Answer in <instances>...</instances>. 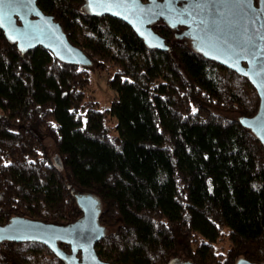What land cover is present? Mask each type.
I'll use <instances>...</instances> for the list:
<instances>
[{
	"label": "trees",
	"instance_id": "16d2710c",
	"mask_svg": "<svg viewBox=\"0 0 264 264\" xmlns=\"http://www.w3.org/2000/svg\"><path fill=\"white\" fill-rule=\"evenodd\" d=\"M36 3L98 70L116 66L107 83L116 99L100 110L85 98L84 66L20 49L0 26V224L73 222L74 188L101 199L104 227L118 223L96 243L112 264H177L180 249L193 264L264 263V146L240 121L259 105L249 81L196 51L181 27L152 25L161 51L84 0ZM0 264L64 262L43 244L0 241Z\"/></svg>",
	"mask_w": 264,
	"mask_h": 264
},
{
	"label": "water",
	"instance_id": "95a60500",
	"mask_svg": "<svg viewBox=\"0 0 264 264\" xmlns=\"http://www.w3.org/2000/svg\"><path fill=\"white\" fill-rule=\"evenodd\" d=\"M84 1L91 15L123 21L150 49H165V41L153 30V24L164 21L172 29L181 27L196 51L246 78L257 92L259 105L253 117L244 116L240 121L264 146V0H249V3L244 0ZM36 2L0 0V26L6 37L20 49L39 46L63 63L88 65L90 59L81 48L70 43L61 24ZM53 163L63 169L59 156L54 155ZM80 198L82 207H77L82 215L73 222L60 225L13 217L0 224V241L43 244L64 264H112L96 252V243L106 234L98 219L101 209L89 196ZM60 244H66L69 252L60 250ZM234 264L264 263L239 258Z\"/></svg>",
	"mask_w": 264,
	"mask_h": 264
},
{
	"label": "rangeland",
	"instance_id": "374dc122",
	"mask_svg": "<svg viewBox=\"0 0 264 264\" xmlns=\"http://www.w3.org/2000/svg\"><path fill=\"white\" fill-rule=\"evenodd\" d=\"M87 70V78H89V84L88 86L85 88V98L86 99H95L98 103V107L99 109H107L110 107V105L112 104V102L116 99V93L112 88H109L108 86V80H109V76L110 74H112L115 69L116 66L113 64H110L105 70H98L97 67L95 66V63L92 62L86 66H84ZM221 114L227 115V116H233L232 114L229 113H225L222 112ZM117 123V120H115V118L112 117V119L107 120L106 121V125L109 128V134L111 136L113 135H117V131L114 128V125ZM42 142L45 145L46 151L48 156H50L52 158H54V155H56V145H54V141L52 140V138L50 136H42ZM83 196H89V198H92L93 200H96L98 203V208H100L101 210L104 209V205L101 201V199L99 197H97L95 194L86 192V191H80L78 189L74 190V198H75V204L76 206H78L79 208L82 207V203L80 201V197ZM81 216L77 217L80 218ZM118 223L116 225H109L107 227H104V230H106V233L109 231H114L116 230L115 228L117 227ZM215 250L216 253L217 252H221L223 254L226 253V251L228 250V240H220L218 241L215 245ZM239 258H243V257H239ZM238 258V259H239ZM174 259H178L181 263H192V261L190 259H187L181 249L178 251V255L173 256L172 260L170 262H172ZM236 259V260H238ZM236 262V261H235ZM234 262V263H235Z\"/></svg>",
	"mask_w": 264,
	"mask_h": 264
},
{
	"label": "snow or ice",
	"instance_id": "6c2138e0",
	"mask_svg": "<svg viewBox=\"0 0 264 264\" xmlns=\"http://www.w3.org/2000/svg\"><path fill=\"white\" fill-rule=\"evenodd\" d=\"M244 3H249V0H244Z\"/></svg>",
	"mask_w": 264,
	"mask_h": 264
},
{
	"label": "flooded vegetation",
	"instance_id": "af4514ba",
	"mask_svg": "<svg viewBox=\"0 0 264 264\" xmlns=\"http://www.w3.org/2000/svg\"><path fill=\"white\" fill-rule=\"evenodd\" d=\"M87 197V196H86ZM88 202H85V204H87ZM97 205H98V203H97ZM100 209V208H99Z\"/></svg>",
	"mask_w": 264,
	"mask_h": 264
}]
</instances>
